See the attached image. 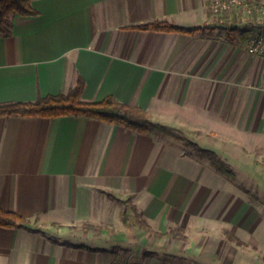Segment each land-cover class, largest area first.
Returning <instances> with one entry per match:
<instances>
[{"label":"crops","instance_id":"0c3cea01","mask_svg":"<svg viewBox=\"0 0 264 264\" xmlns=\"http://www.w3.org/2000/svg\"><path fill=\"white\" fill-rule=\"evenodd\" d=\"M210 1L30 0L37 13L15 14L0 33V104L64 94L80 79L82 101L113 96L143 108L229 163L237 153L264 159V52H248L253 24L241 10L213 15ZM153 21L198 29L136 28ZM209 172L207 159L171 137L75 114L0 115V209L25 219L0 225V264L131 263L142 254L145 264H199L198 240L208 251V225L227 221L209 214ZM170 229L182 238L154 234Z\"/></svg>","mask_w":264,"mask_h":264},{"label":"trees","instance_id":"16d2710c","mask_svg":"<svg viewBox=\"0 0 264 264\" xmlns=\"http://www.w3.org/2000/svg\"><path fill=\"white\" fill-rule=\"evenodd\" d=\"M37 12L31 7L30 0H0V33L8 34L9 25L15 14L35 15ZM136 28L153 29L160 31H180L194 32L197 27H180L166 21H153L141 24ZM234 28L225 27L228 35ZM83 89V81L78 80L74 87L68 92L59 95H50L38 98L33 102H14L0 104V115H16L22 117L39 116L53 118L61 115L75 114L95 118L109 123H115L141 134H158L167 136L181 141L186 147L192 148L198 157L205 158L209 161L211 167L216 172L229 178L235 176L234 171L229 167L214 150L201 147L198 143L188 138L180 129L162 125L152 121L147 112L140 107L125 104L116 100L113 96H106L97 102L82 101L80 94ZM264 163V159H263ZM128 206L132 207L129 201H125ZM124 223L129 221L127 212L123 211ZM135 223L141 228H149L148 224L140 218L138 214L133 216ZM25 219L13 212L0 209V225L11 227L23 224ZM225 237L238 245H246L238 236L225 230ZM156 237L167 236L169 238H182L177 235L173 229L167 232H154Z\"/></svg>","mask_w":264,"mask_h":264},{"label":"rangeland","instance_id":"374dc122","mask_svg":"<svg viewBox=\"0 0 264 264\" xmlns=\"http://www.w3.org/2000/svg\"><path fill=\"white\" fill-rule=\"evenodd\" d=\"M251 24V23H250ZM249 23H247V27ZM264 27V26H263ZM262 27V29H264ZM252 29V28H250ZM188 138V134H186ZM184 145V144H183ZM184 147H186L184 145ZM192 152V156H197L196 152L186 147ZM236 160L227 162L229 167L234 171L233 178L219 174L210 165V172L206 176L208 182L215 185L214 189L209 192L210 201L215 202V208L210 209L211 215L217 216L220 219L226 218L225 223L217 222L208 225V234L215 235L213 247L208 251L204 249V240H198L201 245V256L196 260L199 264H212V256L218 258L227 252L233 255L234 259H247L251 264H264V250L258 245V240L264 243V163L263 158H259L257 154L250 153L247 158L244 155L237 153ZM243 156V160L239 158ZM205 163V162H203ZM227 204L224 208V204ZM228 218L230 219L228 221ZM245 221V223H244ZM226 227L228 229H226ZM225 230L232 231L246 245H237L233 241L225 242L227 246H223L221 241L225 240ZM258 239V240H257ZM228 245H231L230 249ZM209 253V257H204V252ZM121 264L128 263L127 258L116 259ZM221 264H225L224 255L221 257ZM131 264H145V256L142 254L131 261Z\"/></svg>","mask_w":264,"mask_h":264},{"label":"built area","instance_id":"2783aa9c","mask_svg":"<svg viewBox=\"0 0 264 264\" xmlns=\"http://www.w3.org/2000/svg\"><path fill=\"white\" fill-rule=\"evenodd\" d=\"M213 15H224L235 10H241L246 19L253 24L247 35V50L249 53L262 54L264 52V1L247 0H211L207 4ZM111 264H121L113 261ZM131 264V263H127Z\"/></svg>","mask_w":264,"mask_h":264}]
</instances>
